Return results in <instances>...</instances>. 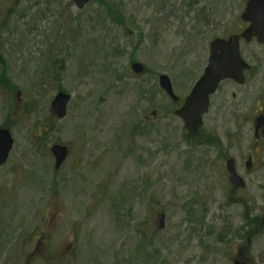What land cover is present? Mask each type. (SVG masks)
<instances>
[{
	"label": "rangeland",
	"instance_id": "1",
	"mask_svg": "<svg viewBox=\"0 0 264 264\" xmlns=\"http://www.w3.org/2000/svg\"><path fill=\"white\" fill-rule=\"evenodd\" d=\"M245 7L0 0V127L15 142L0 165V264H234L238 255L264 264V231L237 237L244 208L232 197L264 216L260 89L224 82L195 142L159 86L167 74L183 100L210 41L237 31ZM133 62L146 72H133ZM59 86L72 94L62 119L51 111ZM55 143L69 147L59 169ZM230 157L247 182L235 192Z\"/></svg>",
	"mask_w": 264,
	"mask_h": 264
},
{
	"label": "water",
	"instance_id": "2",
	"mask_svg": "<svg viewBox=\"0 0 264 264\" xmlns=\"http://www.w3.org/2000/svg\"><path fill=\"white\" fill-rule=\"evenodd\" d=\"M74 1L78 8H82L91 0ZM242 18L251 23L242 35L250 39L251 33L256 32L259 41L264 42V0H247V7L242 14ZM248 67V64L242 59L240 54L239 35H231L228 39L217 38L211 42L209 63L204 73L196 80L184 104L175 111L184 120L185 127L191 134L198 132L199 127L203 123V115L209 111L210 96L217 91L220 82L232 78L243 83V72ZM132 68L138 74L144 72V66L141 63H134ZM159 84L173 100L178 99L171 79L166 74L159 77ZM70 99L71 94L64 91H59L54 97L51 108L59 118L66 116ZM260 119L262 121L263 118ZM13 146L14 138L10 130L0 128V164H4L7 161ZM51 151L55 157V166L59 168L68 156V147L62 144H55L51 147ZM226 165L230 173L232 186L236 189L246 187V181L238 174L234 159H229ZM246 166L248 169L251 168L252 162L250 159L246 162ZM159 218V228H163L165 225V214L161 213ZM235 264H247V262L235 260Z\"/></svg>",
	"mask_w": 264,
	"mask_h": 264
},
{
	"label": "flooded vegetation",
	"instance_id": "3",
	"mask_svg": "<svg viewBox=\"0 0 264 264\" xmlns=\"http://www.w3.org/2000/svg\"><path fill=\"white\" fill-rule=\"evenodd\" d=\"M249 25V22H246L241 18L237 31L232 33L239 35L241 57L249 66L248 68H245L243 72L244 82L240 83L239 81H235L233 79H227L224 82L228 81V83H232L236 86L249 85V87L251 88L258 87L260 89L261 96L256 101L257 106L253 115L254 136L257 141H260L264 138V42L259 41L256 32L251 33L250 39H247L242 35V33L249 27ZM228 36L223 37L227 38ZM259 118H263L262 121L261 119L259 120ZM249 158L252 159L251 156H248V158L244 161V165L246 164V161L249 160ZM235 191L236 189H233V192ZM233 195L234 193H232V197ZM235 260L245 261L239 255L234 259V261Z\"/></svg>",
	"mask_w": 264,
	"mask_h": 264
},
{
	"label": "trees",
	"instance_id": "4",
	"mask_svg": "<svg viewBox=\"0 0 264 264\" xmlns=\"http://www.w3.org/2000/svg\"><path fill=\"white\" fill-rule=\"evenodd\" d=\"M111 15L113 16L114 20H116V22L120 23L123 21V16L117 11L112 12ZM2 70H7V67L2 65ZM2 74L5 75L4 72ZM3 80H5L4 82L8 84V87H12L10 82L7 81L5 77ZM59 89L62 90L63 87L59 86ZM134 128L137 129L138 126L135 125ZM189 137H191L193 141L196 142L198 135H189ZM236 201L241 203L244 208L242 215L243 225L241 226L242 228L239 226L241 229L237 231V237L243 242H248L249 238L251 239L252 237H257L264 231V216L257 215L253 212L251 201L246 199H238Z\"/></svg>",
	"mask_w": 264,
	"mask_h": 264
}]
</instances>
